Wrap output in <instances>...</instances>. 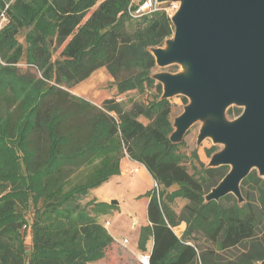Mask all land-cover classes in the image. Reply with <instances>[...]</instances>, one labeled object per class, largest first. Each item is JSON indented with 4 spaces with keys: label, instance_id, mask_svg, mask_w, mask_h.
I'll list each match as a JSON object with an SVG mask.
<instances>
[{
    "label": "trees",
    "instance_id": "1",
    "mask_svg": "<svg viewBox=\"0 0 264 264\" xmlns=\"http://www.w3.org/2000/svg\"><path fill=\"white\" fill-rule=\"evenodd\" d=\"M6 5L8 22L0 30V61L7 64L0 63V132L5 136L0 134V264H96L104 258L114 245L113 235L98 221L108 203L83 205L81 198L121 173L125 153L163 187L159 194L155 188L147 192L153 238L149 264H264V177L256 170L248 174L240 187L242 201L233 194L206 201L205 194L230 167H208L196 177L177 151L181 141L170 140L171 103L152 76L156 60L150 49L174 34L170 14L160 7L134 18L132 0H0V12ZM23 32L26 51L18 40ZM62 45L64 59L50 63ZM24 56L43 77L33 84L25 80L32 91L18 101L4 92V78L18 76L15 64ZM101 67L112 76L117 95L145 93L155 84V98L126 107L113 96L92 107L97 113L83 124H72L91 103L62 86L71 88ZM65 99L67 105L61 102ZM12 105L16 108L9 111ZM240 114L237 109L235 115ZM5 138L23 153L4 144ZM80 166H94V171L66 188L68 169ZM173 186L177 189L167 193ZM178 195L188 200L182 237L173 229L180 219L170 206ZM140 235L145 246L144 231Z\"/></svg>",
    "mask_w": 264,
    "mask_h": 264
},
{
    "label": "water",
    "instance_id": "2",
    "mask_svg": "<svg viewBox=\"0 0 264 264\" xmlns=\"http://www.w3.org/2000/svg\"><path fill=\"white\" fill-rule=\"evenodd\" d=\"M165 1L179 2L171 16L175 31L166 48L152 53L160 67L179 64L185 71L154 78L162 97L189 98L170 140L180 142L194 122L205 121L200 139L224 145L211 167H230L206 201L228 194L242 201L241 183L252 169L264 177V0H158ZM231 105L243 111L228 122Z\"/></svg>",
    "mask_w": 264,
    "mask_h": 264
},
{
    "label": "rangeland",
    "instance_id": "3",
    "mask_svg": "<svg viewBox=\"0 0 264 264\" xmlns=\"http://www.w3.org/2000/svg\"><path fill=\"white\" fill-rule=\"evenodd\" d=\"M132 2L137 4L138 0H132ZM98 4H96L94 8H96ZM159 7L165 9L170 14V16H173L177 8L179 7V2L177 1L159 2ZM172 38L173 35L166 38L163 44L159 47L166 48L167 42ZM18 40L23 44L25 50L27 47V43L25 41L24 32L18 35ZM63 46L64 45L56 48V51H54L50 63L54 62L56 59L58 60L64 59V57L60 55ZM155 48L157 47H152L150 49L153 52ZM13 49H11L10 51L11 52L14 51ZM0 63L3 66H7L3 58L1 59ZM15 71L18 76L5 75L6 76L4 78L5 85L3 86V90L4 92H7V94L9 95L10 94L15 95L18 101H22V99H24V97L27 94H29L28 91L30 92L32 91L29 84H27L25 80L28 81L30 84H33V82H36L39 78L43 77V70L38 69L37 66H35L34 64L28 63L26 61V57L24 56L19 63L15 64ZM184 71H185L184 67L180 66L179 64H173L165 67H160L159 65L156 64V66L152 69V76L155 77L161 73H179ZM109 76L112 77L105 67L98 68L89 76V79H94L95 82H97L98 84L97 91L101 94L100 97H102L101 98L102 100L116 96L117 99L121 101L126 107H129L131 101L140 100V101L148 102L150 99L151 100L154 99L157 94V85L154 84L152 87L148 88L145 93H138L137 91L134 90L117 95V89L114 84V80L112 78V80L109 81ZM2 80L3 79L0 78V82ZM156 82L159 83L160 81L156 79ZM52 83L53 82H50V84ZM1 87L2 85H0V88ZM62 88L67 91L68 89H70L69 87L66 86H62ZM112 90L115 91V93L112 96H109L110 93H112ZM183 97L184 96L181 94H177L169 97L171 103L170 119L173 126L175 124V119L184 112L187 106ZM78 98L81 99L82 101H86L81 97ZM187 99L189 102L188 97ZM66 100L67 99L61 101L63 105L68 104V101ZM103 101L100 102L99 105H94L91 103L89 109H83L82 107L79 110L80 114L77 115V117L72 122V124H76V125L83 124L84 120L88 117L89 114L92 116L97 113L96 109L102 105ZM73 103H72L73 105L84 104L83 102H80V100H74ZM75 107L79 108L81 106H75ZM92 107H96V109ZM5 108L6 105L3 104L2 110L4 115L6 114L4 111ZM15 108L16 105L14 106L12 105L9 111H13L15 110ZM237 109H239L242 113L243 111L242 106L239 105L229 106L224 116L225 120L228 122L233 121L237 117V115H235V113H237ZM139 119L144 122H147V119H145L143 116L139 117ZM3 124L4 122L0 121V126ZM204 124L205 121L203 120H198L194 122L183 136L181 140V145L179 146V148H177L178 149L177 151L184 156L185 165L187 166V168L191 173H194L196 175V177L204 175L205 168L212 166L211 165L212 156L220 152L224 148L223 144L214 143L211 137H205L203 139H200V133ZM0 134L3 135V133L1 132ZM3 143L14 147L15 150H18L20 154L23 153V151L20 148H17L18 146L16 145V142L13 143L10 139L5 138ZM194 153H196V156L194 155ZM125 156L127 157L126 153ZM253 170H256L259 173L257 168L252 169V171ZM68 171H69V178L67 180L66 188H68L72 184L79 183L85 180L94 171V166L72 167L69 168ZM149 188L150 187L148 181H146L143 177L137 174L129 175L120 182L115 183L114 185L109 187V190L107 192L112 197H110V201L108 202L105 215L104 214L99 215V220L104 225H106L107 221H110L111 222L110 229L112 231L116 230V234L121 236V239L123 237L124 239H128V242L123 243V241L120 242L119 240H117L116 243L108 249L106 256L100 259L99 261H97L96 264H141L139 261V256L140 254L147 252V244L151 237V231L147 221V207L145 204L147 197L142 196L141 194H144L145 192L147 194V191L152 192V189L155 188L154 182L151 183V189ZM162 189H163L162 186L157 188L156 189L157 194L161 193ZM175 189H177V186H173L169 188L167 190V193H171ZM211 189H209L208 192L205 194V200H206V195L211 191ZM90 199H92L91 191H89V193L86 196L81 198V203L84 205ZM112 200L118 201V204H115L117 206L110 203ZM187 203L188 200L180 195L174 197V200L170 202L171 209L174 211L176 217L180 219V222H178V224L175 227H173L174 231L179 237H182L183 233L188 227V223L185 218L186 215H184L183 213V208ZM26 215L30 221L32 217V209H30V211L28 210ZM142 231H144L146 236L144 239L145 246L140 245V239H141L140 234ZM134 236H135L134 238L135 240H132L131 237ZM137 236H138V240H137L138 246H136L135 244ZM25 241L29 248L31 245V233L30 230L28 229L26 230ZM226 255H228V253H226ZM222 260H223L222 262L224 263L225 259L222 258Z\"/></svg>",
    "mask_w": 264,
    "mask_h": 264
},
{
    "label": "crops",
    "instance_id": "4",
    "mask_svg": "<svg viewBox=\"0 0 264 264\" xmlns=\"http://www.w3.org/2000/svg\"><path fill=\"white\" fill-rule=\"evenodd\" d=\"M111 80H112V77L109 76V81H111ZM83 81L74 85L72 88L68 89V92L74 96L81 97L82 99H84L87 102H90L94 105H99V103L102 102L104 99L103 100L101 99L102 98V97H100L101 94L97 91V88H98L97 82H95L94 79H89V77L84 79ZM114 93H115V91L112 90V93H110L109 96H112ZM136 174L140 175L146 181H148L149 187H150L149 189H151V183L154 182V179L151 176V174L148 172L147 168L143 164L139 163L138 161L131 160L128 157H125L124 160L122 161V164H121V173L111 176L110 179L108 181H106L105 183H103L101 186L94 188V189H91L90 191L92 194V199H90V200L102 201V202L108 203L110 201V197H112L107 192L109 190V187H111L115 183L120 182L121 180L128 177L129 175H136ZM141 195L147 197V200L145 201V204L147 207L149 200H150V197L146 194V192L144 194H141ZM141 195H139V196H141ZM115 206H117V205H115ZM98 221L100 222L99 217H98ZM147 221H148V218H147ZM148 226H150L149 221H148ZM110 227H111V222H110L109 226L107 227V229L114 237V244L116 243L117 240L122 242L124 237L121 239V236L116 234V230L112 231L110 229ZM134 238H135V236L131 237L132 240H135ZM137 240H138V236L136 238V243H135L136 246H138ZM149 243H150V245H149ZM152 246H153V238L151 235L150 240L147 244V252L146 253H148V254L150 253Z\"/></svg>",
    "mask_w": 264,
    "mask_h": 264
},
{
    "label": "built area",
    "instance_id": "5",
    "mask_svg": "<svg viewBox=\"0 0 264 264\" xmlns=\"http://www.w3.org/2000/svg\"><path fill=\"white\" fill-rule=\"evenodd\" d=\"M136 5L137 7L135 9L130 10V14L134 18H138L144 15H149L160 8L158 0H138ZM7 6L8 5H6L5 9H3L0 12V30L8 22V15L6 11ZM154 187L156 189L159 188V184L155 180H154ZM109 224L110 222L107 221L105 227L107 228ZM126 242H128V239L123 240V243ZM139 261L142 264H149V254L148 253L140 254Z\"/></svg>",
    "mask_w": 264,
    "mask_h": 264
}]
</instances>
